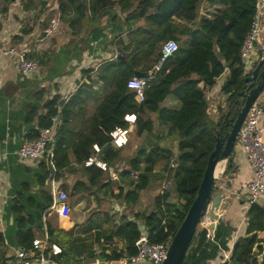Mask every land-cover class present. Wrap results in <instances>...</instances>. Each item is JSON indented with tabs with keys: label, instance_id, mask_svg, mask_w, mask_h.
<instances>
[{
	"label": "trees",
	"instance_id": "trees-1",
	"mask_svg": "<svg viewBox=\"0 0 264 264\" xmlns=\"http://www.w3.org/2000/svg\"><path fill=\"white\" fill-rule=\"evenodd\" d=\"M97 6L91 0V11L96 12L106 8V3L97 0ZM204 0H119L110 3L116 6L124 15V21L129 27V43L123 46L128 56L123 61L114 60L105 63L99 70V80L103 82V90H109L90 119L87 131L73 147L76 163L84 165L93 154V145L101 147V160L107 164L115 161L120 150L110 146L109 134L117 127L128 128L130 122L126 116H136L135 126L138 135L152 132L154 124L149 114H157L158 122L162 127L168 128L170 134L179 139V155L174 165L173 189L180 201H184L183 208L176 203H171V192L162 191L154 199L155 211L150 214L140 215L149 235L151 244H163L171 240L195 200L211 154L216 148L217 132L215 122L209 115V103L205 90L201 87H213L227 71L228 79L223 85V92L228 95L227 107L235 108L234 102L239 99V94L245 86L247 74L241 59V49L251 28L256 11L257 0H208L211 4H219L222 9L212 11L209 16L200 18L198 26L190 27L188 23H195L199 19V5ZM81 15L85 9L78 7ZM64 10V9H63ZM175 18L186 23L176 24ZM115 20L117 17L114 18ZM143 21L142 25L139 23ZM168 40L178 43L179 49L174 55L162 63L156 71V66L161 61L162 44ZM31 58V57H30ZM137 72L148 75V87L145 90V99L138 102L136 94L128 89L127 83ZM154 74H151V73ZM100 92V91H99ZM172 96L179 102V108H165L163 103ZM221 109V115L227 113ZM46 110V113L40 114ZM60 117L61 125L56 129V143L53 164L57 170L55 179L60 180L65 169L71 167L68 157V144L66 135L72 132L71 110L68 106L62 107L59 112V99L54 98L44 104V108L35 103L28 105L25 111V127L27 141L36 140L39 130L50 128L54 125L53 119ZM234 113L225 115L218 128L221 137L230 130L229 123L235 120ZM63 120V125H62ZM37 128V129H36ZM235 156L228 163L229 173L235 172ZM160 148L149 152L140 150L132 160L133 170L140 171L138 183H133L132 190L124 194L123 188L111 186L112 194L126 202L129 206L138 203L141 192L148 188L153 172L160 162H168ZM143 164V167H142ZM96 166H91V169ZM98 168V167H97ZM40 187L46 186L49 178L45 162H40L36 169L31 170ZM29 171V172H31ZM131 171H126L130 175ZM94 178V177H93ZM78 181L73 186L71 196L89 189L94 182ZM22 199L27 195L22 194ZM36 195H28L32 203L30 207L19 202L11 211L16 215L15 224L18 237L16 244L23 249L33 246V241L45 226L43 217L52 204V196L47 191ZM21 201V200H20ZM27 214L23 216V211ZM139 214L133 219L124 216L120 225L112 230L106 237V242L114 239L125 243L124 249L114 248L109 254L105 248L101 254L105 259H119L123 256H135L139 251L141 231L137 220ZM246 235L240 237L233 246L230 259L224 264H264L254 260V256H263L264 246L258 238V233L264 232V207L254 205L246 211ZM50 243L62 249V254L54 259L63 264H82L80 258L88 251L87 260L91 261L96 253L88 250L85 239L75 236L74 230L65 231L54 228L47 223ZM219 244L210 243L206 230H197L183 264H192L197 252L214 257L221 246H226L221 237V229L215 233ZM100 237L97 241L100 242ZM10 241V240H9ZM210 243V244H209ZM4 238L0 236V247ZM103 244V243H99ZM50 248V247H49ZM204 248V249H203ZM203 249V250H202ZM202 250V251H201ZM198 258L193 264H201Z\"/></svg>",
	"mask_w": 264,
	"mask_h": 264
},
{
	"label": "crops",
	"instance_id": "crops-1",
	"mask_svg": "<svg viewBox=\"0 0 264 264\" xmlns=\"http://www.w3.org/2000/svg\"><path fill=\"white\" fill-rule=\"evenodd\" d=\"M117 1L119 0H101V4L106 3L108 6L92 12L91 0H0V38L27 49L31 58H38L41 61V67L33 77L23 78L9 59L0 58V189L4 195L0 205V236L4 238V244L0 248V264H17L16 254L23 248L16 244V237H18L16 215L11 210L15 205H20L19 202L30 207L32 203L27 198L28 195H36L39 200L40 191H47L51 195L52 187L55 185L69 196L66 206L62 205L58 210L50 211L53 205L52 199V204L47 210L48 214L43 217L45 226L36 239L44 238L45 231L48 232L47 223L50 222L54 228L65 231L73 229L75 236H81V239L86 240L88 250L102 254L105 248L109 254L114 248L124 249L125 247V243L117 239L106 242V237L120 225L122 217L133 219L139 214L136 222L140 226L144 224L140 215H148L155 211L154 200L151 198L148 201L146 197L154 189V181L160 178L158 172L165 171L166 162H160L151 175L150 183L153 186L151 191L147 192L148 188L142 191L138 203L130 206L127 204L128 210L122 214L116 209L124 201L112 194L111 186L117 187L116 191L118 188H123L125 194L133 189L134 182L138 183L125 172L136 171L131 169V162L140 150L149 152L160 148L164 151V156L170 159L174 169L179 155V139L170 134L168 128L159 124L157 114H149L154 124L153 131L142 135L136 132V116H126V121L130 122L131 141L125 147L126 149L120 150L115 161L107 164L108 171L97 167L88 169L89 167L85 164L76 163L73 147L87 131L96 107L109 92V90H103V82L99 80L98 70L105 63L116 60L117 51L129 43V27L124 21V15L118 7L110 5ZM93 2V6L96 7L98 1L93 0ZM79 6L85 9L83 15ZM222 8L219 4H211L208 0H204L199 5V19L188 25L195 29L201 16H209L212 11ZM57 13L60 14L59 28L56 33L50 35L49 29ZM115 17H117L116 20ZM175 22L176 24L186 23L177 18ZM142 24L143 21L139 23V25ZM261 40L264 42V23ZM159 65L160 62L156 68ZM246 73L248 74L247 71ZM229 74L230 72L227 71L213 87L201 85L209 103L208 113L215 122L221 116V109L227 108L228 95L222 88ZM54 98L59 99V112L65 106L71 110L73 129L72 132L67 133L66 139L69 147L68 157L72 165L62 172L63 177L60 180L57 181L54 178L53 183H46L45 187H40L31 171L36 169L39 163L22 161L18 151L27 141L24 120L28 105L35 103L44 108V104ZM258 102L264 106V92ZM163 107L176 109L180 107V104L169 96L163 103ZM45 113L46 110L40 112L43 115ZM60 119V117L56 119V129L61 125ZM261 126L264 128V117L261 120ZM124 149L127 152L125 154H123ZM92 156L101 160V152L97 153L94 150L90 157ZM233 156L236 157L235 172L228 173L229 175L225 178L231 177V179L227 178L224 183L225 185L227 181H231L232 188H226V192L234 193L233 207L231 206L227 212H220L225 215V218L215 224L213 231L210 230V219H205L207 222L204 221L200 225L201 230L212 232L214 238L209 241L215 244H218L215 233L220 227L221 237L224 238L226 246H221L218 254L216 253L212 258L209 256L210 252L203 254L198 251L192 264L198 258H201V264H224L230 259L236 241L246 235L244 202L248 195L247 184L252 179V171L239 147L235 149ZM228 163L229 161L222 163L220 172L227 169ZM137 172L141 175L140 171ZM95 177L99 179L98 182H94L82 193L71 196L76 182L87 183L91 179L96 180ZM107 184L111 186L106 187ZM22 194L27 195L26 198L22 199ZM70 198L73 205L70 203ZM178 207L180 208V205ZM26 214L24 210L23 216ZM98 237L101 238L100 242L97 241ZM258 238L263 241L264 246V232L258 233ZM51 245L49 236L46 251L48 259ZM34 253L37 257L38 251ZM87 254L88 251L80 257L86 259L82 264H90ZM262 258V256H254V260L258 262Z\"/></svg>",
	"mask_w": 264,
	"mask_h": 264
},
{
	"label": "built area",
	"instance_id": "built-area-1",
	"mask_svg": "<svg viewBox=\"0 0 264 264\" xmlns=\"http://www.w3.org/2000/svg\"><path fill=\"white\" fill-rule=\"evenodd\" d=\"M60 22V14H56L49 29V34H54L58 31ZM264 23V0H257L256 11L253 17L251 28L244 41L241 49V59L245 71L248 74L253 73L258 63L264 58V42L261 40ZM179 49V45L174 40H168L162 45L160 66L168 58L172 57ZM0 58L9 59L15 66L18 74L23 78L33 77L41 67V61L38 58H30L27 49L20 46L13 45L9 41L0 38ZM149 78H139L134 76L128 83V89L136 94L138 102H143L145 99V90L148 87ZM264 117V106L258 101L254 103L241 127L237 147L243 152L246 161L252 171V179L247 184V192L245 200V210L248 211L254 205H261L264 207V128L261 126V120ZM54 125L50 128H43L39 130V137L33 141H26L18 151L19 158L24 162H45L48 157L51 160L54 157L55 139H56V119H53ZM131 132L128 128L117 127L113 130L110 136V146L114 150H122L127 147L131 141ZM97 153L101 152L99 145L93 146ZM88 167L96 166L103 171H108V165L96 156L89 157L85 162ZM131 178L134 181H139L140 174L137 171H131ZM53 205L50 209L58 210L62 205L66 206L69 199L67 193L60 191L58 187L53 185L51 190ZM4 199V195L0 189V205ZM128 210L126 202H122L116 209L119 213H124ZM208 216L205 218L207 219ZM202 221V223L205 221ZM141 237L139 241V251L135 256H123L119 259H105L99 252L90 261V264H163L167 258L168 249L171 240L163 244H151L149 235L145 224L139 226ZM43 239H35L33 247L29 249H22L17 252V264H59L54 258L62 254V249L52 244L49 252L50 258L46 257L47 247L49 244V234L44 233ZM207 238L213 240L212 232H207ZM1 248V247H0ZM38 251V256L35 257V251ZM229 258V257H228ZM82 260L85 257L81 258ZM86 260V259H85Z\"/></svg>",
	"mask_w": 264,
	"mask_h": 264
},
{
	"label": "water",
	"instance_id": "water-1",
	"mask_svg": "<svg viewBox=\"0 0 264 264\" xmlns=\"http://www.w3.org/2000/svg\"><path fill=\"white\" fill-rule=\"evenodd\" d=\"M127 58V53L119 49L117 51L116 60L123 61ZM139 78H148L147 74L137 73ZM264 92V58L258 63L252 75L245 78V86L239 94V99L234 102V109L230 107L227 113H223L217 121L215 131L217 132L216 148L211 154L208 162V167L205 171L203 181L200 185L198 194L189 208L184 221L180 225L175 236L172 238L168 249L167 258L163 264H183L190 248L191 242L201 225L202 221L209 216L211 220L210 230L213 231L215 224L224 220L225 215L220 212H227L233 207L234 193H227L226 188L231 187V182L227 181L225 186L218 185L219 174L216 170L221 163H227L233 156L237 146L238 136L245 118L251 106L258 101ZM234 113L235 120L230 122V130L225 136L221 137L218 131L225 115ZM46 165L49 172L47 184L53 183L56 169L50 157L46 160ZM222 172L223 176H227L229 171L225 169ZM264 258V254L262 256Z\"/></svg>",
	"mask_w": 264,
	"mask_h": 264
},
{
	"label": "rangeland",
	"instance_id": "rangeland-1",
	"mask_svg": "<svg viewBox=\"0 0 264 264\" xmlns=\"http://www.w3.org/2000/svg\"><path fill=\"white\" fill-rule=\"evenodd\" d=\"M203 17V16H201ZM126 149V148H125ZM123 150V154L127 153L126 150ZM174 162V161H172ZM228 166V164H226ZM165 171H161V172H158V175L160 176V178H157L155 181H154V189L151 191V188L153 187L152 186V183H150L148 189H147V192H150L149 193V196L146 197V200H151V198L154 200V198L162 191H170L172 193V197L170 199V202L171 203H176L177 205H180V208L182 209L183 206L185 205V202L184 201H180L178 199V196L176 193H173L175 192V190L173 189V185H174V181H173V176H174V169L173 167L171 166V161L168 163V165H166V168L164 169ZM219 181H218V185L219 186H223L225 181L227 180V178H225V176L222 175V172H220L219 174ZM229 175V174H228ZM227 175V176H228ZM231 179L228 178V180ZM231 182V181H229ZM225 186V185H224ZM231 188H232V184H231ZM154 195H156L155 197H153ZM154 202V201H153ZM70 203L73 205V201L72 199L70 198ZM209 216L207 218V220H209ZM207 222V221H205ZM201 226H199L198 230L201 231Z\"/></svg>",
	"mask_w": 264,
	"mask_h": 264
},
{
	"label": "bare ground",
	"instance_id": "bare-ground-1",
	"mask_svg": "<svg viewBox=\"0 0 264 264\" xmlns=\"http://www.w3.org/2000/svg\"><path fill=\"white\" fill-rule=\"evenodd\" d=\"M222 165V163L221 164H219V166H218V168H217V170H216V173L218 174V173H220V166Z\"/></svg>",
	"mask_w": 264,
	"mask_h": 264
}]
</instances>
